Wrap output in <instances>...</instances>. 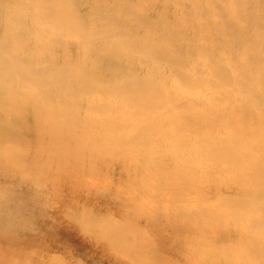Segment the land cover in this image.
I'll return each mask as SVG.
<instances>
[{"label":"bare ground","instance_id":"1","mask_svg":"<svg viewBox=\"0 0 264 264\" xmlns=\"http://www.w3.org/2000/svg\"><path fill=\"white\" fill-rule=\"evenodd\" d=\"M109 156L155 252L264 264V0H0V179L33 183L44 165L73 182ZM7 188L0 264H36L3 245L24 220ZM110 223L93 236L137 264L143 250Z\"/></svg>","mask_w":264,"mask_h":264},{"label":"rangeland","instance_id":"2","mask_svg":"<svg viewBox=\"0 0 264 264\" xmlns=\"http://www.w3.org/2000/svg\"><path fill=\"white\" fill-rule=\"evenodd\" d=\"M28 138L33 139L30 135ZM51 156L57 158L59 154L52 152ZM83 158L87 159L88 156ZM140 166L142 169L147 167L146 164H140ZM41 168L39 170L29 169V171L36 172L31 175L38 176L33 183L28 180L17 184L14 179L6 181L0 179V189L5 190L8 187L7 191H12L14 196L21 199L19 206L24 209L23 221H17V217H20L18 214L9 223V228L6 231L14 237H11L10 241H7L8 243H3L4 246L34 252L35 260L38 262L36 264H122L125 262L116 258L119 255L118 250H108L106 241L96 240V237L93 236V232L97 236L103 235L112 227L110 221H117L126 225L125 229L122 228L119 231L122 241L120 244L123 245L124 240L129 239L134 247H139L144 252L139 256L137 264H185L177 258L171 259L176 254L174 251L159 250L155 252L151 227H148L143 217H134L136 204L127 202L130 192L136 191L137 199L139 196L141 198V194L132 183H129L127 173L114 156L105 159L104 167L101 166L100 169L91 172H80L77 176L72 177L73 182L67 177L55 175L53 167L42 165ZM106 170H111V174L104 175L102 171ZM130 172L133 174V171ZM134 176H139V174L134 173ZM140 176L142 178V175ZM150 183L155 187V183ZM34 190L37 194L32 193ZM9 191L6 194L10 193ZM44 193L46 196H43ZM124 194L125 196H123ZM72 216L75 218L74 222ZM156 221L159 225L166 224V218L156 216ZM81 222L85 224V228ZM61 225L67 227V235L61 230ZM170 235L169 233L162 236ZM57 239L59 244L72 240L78 250L73 252L69 242L64 247H58L54 243ZM46 241L54 245H43V243H47Z\"/></svg>","mask_w":264,"mask_h":264}]
</instances>
